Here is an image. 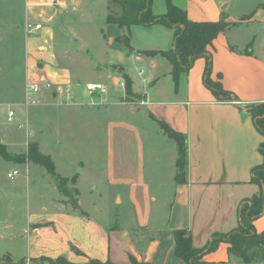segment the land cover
<instances>
[{
    "label": "crops",
    "instance_id": "crops-1",
    "mask_svg": "<svg viewBox=\"0 0 264 264\" xmlns=\"http://www.w3.org/2000/svg\"><path fill=\"white\" fill-rule=\"evenodd\" d=\"M30 1L25 2L26 12L35 17L37 13L28 5ZM173 1L193 20L217 21L226 16V20L233 23L217 35L209 51L212 53V78L221 81L236 98L219 100L205 84L206 57L197 58L190 70L182 72L176 81L167 58L142 52L172 48L173 28L159 23L132 24L122 28V33L113 31L108 38H114V42H109L107 51L110 58L117 60L108 59L99 67L98 75L112 78L113 84L118 85L124 79L123 73H128L134 97L126 98L124 86L117 93L107 89L106 93L99 94L100 104L106 107L99 105L89 118L103 112V166L96 168L94 175L80 168L79 172L64 176L77 175L72 184L78 189L80 209L63 196L52 175L49 182L53 195L40 199L38 210L32 213L28 226L24 227L22 236L27 240L24 244L27 254L17 264L59 256L77 264H87L90 259L130 264L131 255L143 264H187L174 251L176 229H186L193 245L203 247L214 233L235 229L239 225L241 202L259 193L260 186L251 178L253 167L264 162L260 151L264 135L258 130L248 106L264 103V57L252 48L255 38L241 42L245 46L241 48L232 41L231 31L241 24L254 22L259 17V9L264 10V7L259 6L252 11L251 18L242 20L243 16L237 18L228 13L231 0ZM152 9L156 14L166 12V0H153ZM120 34L130 37L132 51L115 41ZM234 37L239 39L236 31ZM40 49L48 53L47 56L42 54L47 64L42 63L41 68H46L49 76L41 74L36 82L62 84L71 89L66 96L62 95L66 103H57L61 108L58 121L63 116L68 119L69 114H82L77 104L80 101L74 100L77 97L73 89L74 73L68 66L58 64L55 40ZM51 92L54 98L61 96ZM153 116L187 135L185 181L175 179L177 143L175 140V145L167 143L160 136L162 132L170 137ZM89 118L82 117L79 119L82 122L72 119L73 124L65 130H78L83 126L82 131L89 133L92 127ZM80 135H83L81 139L85 136L84 133ZM148 135L155 141V150L151 149V153ZM59 137L61 144L76 150L79 143L75 133L68 137L65 132ZM0 140L4 143L3 138ZM39 146L42 151L40 143ZM30 162L21 163L27 167L29 176ZM84 179L83 190L80 183ZM43 183L38 191H46L47 184ZM108 197L110 203H106ZM111 219L122 222L111 223ZM254 224L257 232L264 231V213ZM229 246V242L221 241L216 250L203 256L201 264H264V259L243 262L230 254Z\"/></svg>",
    "mask_w": 264,
    "mask_h": 264
},
{
    "label": "rangeland",
    "instance_id": "rangeland-1",
    "mask_svg": "<svg viewBox=\"0 0 264 264\" xmlns=\"http://www.w3.org/2000/svg\"><path fill=\"white\" fill-rule=\"evenodd\" d=\"M26 1L0 0V137L4 143H10L6 148L12 155L26 152L28 144L37 140L42 151L52 155L56 170L63 177L79 172L80 168H83L85 173L93 174V171L102 168L104 163L103 112L93 119L89 116L93 115V109H98V106L103 104H100V92L97 95L90 94L87 83L102 82L113 93L123 89L120 84L114 85L112 78H100L98 75L99 67H103L108 59L117 60L115 57L110 58L107 51L109 42H114V38L109 40L108 36L117 30L122 33L123 29L115 23H109L107 16L122 14L121 0H31L28 5L37 13L35 17L26 12ZM262 3L264 0H231L228 13L240 18L243 14L257 9ZM259 10L258 19L237 26L231 31V38L241 48L245 47L241 42L255 38L252 48L264 57V10ZM27 21L41 22L44 27L38 34H28ZM234 31L238 33L239 39H235ZM54 40L58 64L68 66L74 73L73 89L77 94L74 100L81 102L77 104L83 111L82 114H69L68 119L63 116L59 121L57 115L61 108L57 103H66L67 100L63 96H50L54 85L43 88L44 91L38 93V103L26 102L28 84L39 81L41 74L49 76L45 72L46 68H41L42 63L47 64L42 54L46 53L47 56L48 53L40 48L52 44ZM49 47L53 50L52 46ZM47 79L50 80L48 77ZM104 107L105 104L101 108ZM10 110L14 111L12 120L8 119ZM82 117L89 118L92 123L93 128L89 127V133L82 131L83 126H79L78 130H65L73 122L72 119L82 122ZM19 124H23V127H19ZM157 127L160 129L158 125ZM65 132L68 137L73 133L77 136L79 144L75 151L71 150V146L64 145V142H59V134L64 136ZM81 133L85 134L82 139ZM159 133L167 143L176 144L174 139ZM147 141L151 153V149L155 150L154 138L148 135ZM78 160L84 162V165ZM21 163L4 158L0 154V264H17L22 260L21 257L27 254V247L24 246L27 240L22 236L23 229L28 226L32 213L38 210L40 199L53 195L49 182L53 177L47 168L31 161L29 176L27 167ZM15 169L19 173L14 178L9 177V171ZM84 181L86 180H81L80 183L83 190L86 186ZM43 182L47 184L46 191H38ZM67 187L70 196L65 197L70 202L74 201L77 195L71 180ZM56 193L59 194V191ZM106 199V203L111 202L109 197ZM113 220L109 221L122 222ZM8 224L12 226L7 227ZM27 264L51 263L32 260Z\"/></svg>",
    "mask_w": 264,
    "mask_h": 264
},
{
    "label": "trees",
    "instance_id": "trees-1",
    "mask_svg": "<svg viewBox=\"0 0 264 264\" xmlns=\"http://www.w3.org/2000/svg\"><path fill=\"white\" fill-rule=\"evenodd\" d=\"M122 14L120 16L108 15L107 21L115 23L120 28L130 27L132 24H164L174 29L173 47L167 50L147 49L142 52L147 55L160 54L167 58L172 64V74L177 81L182 72H187L193 66L195 60L199 57H206L207 63L203 75L205 84L212 90L219 100H232L236 95L224 87L221 81L212 78V53L209 51L217 35L226 31L230 23L223 16L217 21H197L189 17L188 12L174 3L173 0H166L167 11L162 14L153 12V0H121ZM264 7V3L260 5ZM254 12V11H253ZM253 12L243 15L241 19H248L253 16ZM120 45L125 46L128 51L133 50L130 37L127 34H120L115 38ZM125 80L126 98L130 100L134 97L132 90V79L128 73H123ZM249 110L253 114L255 124L258 130L264 135V103L250 104ZM162 129L173 138L178 147V158L176 160L177 172L175 179L177 181L186 180V158L188 150V138L185 133L177 131L166 121L157 119ZM260 151L264 156V140L260 144ZM0 154L7 159L19 162L34 161L42 164L56 178L59 189L64 196H70L67 183L71 180L76 182L77 175L72 178L63 177L56 171V165L49 154L41 151L37 140L28 144L26 152L12 155L6 148V144L0 142ZM252 182L260 186L259 193L245 199L239 206V225L227 233H214L213 238L203 247H195L193 239L186 229L175 230V254L183 258L187 264L203 263V256L217 249L221 241L230 243L229 252L232 256L241 259L243 262L250 263L258 259H264V231L257 232L254 221L264 213V162L252 169ZM76 195L78 189L75 188ZM73 206L80 209L78 199L71 201ZM42 262L48 261L51 264H77L69 261L65 256L58 258L41 257ZM87 264H113L110 260L102 262L97 259H90ZM130 264H143L131 255Z\"/></svg>",
    "mask_w": 264,
    "mask_h": 264
},
{
    "label": "built area",
    "instance_id": "built-area-1",
    "mask_svg": "<svg viewBox=\"0 0 264 264\" xmlns=\"http://www.w3.org/2000/svg\"><path fill=\"white\" fill-rule=\"evenodd\" d=\"M44 24L41 22H37V21H27L26 23V29H27V33L28 34H38L40 33V31L43 29ZM120 85L122 86H126L125 84V80L123 79L122 81L119 82ZM52 84L51 83H30L27 86V98H26V102L27 104H31V103H38L39 102V96L38 93H40L43 88L46 87H50ZM87 88L89 90V93H98L100 92V94H104L107 92V85L102 83V82H89L87 83ZM53 91L59 95H64L67 94L68 91H71L70 87L66 88L64 85L62 84H56V87L54 85ZM14 115V111L10 110L9 111V120H12ZM19 127H23V124H19ZM19 173V171L17 169H15L14 171H10L8 173V176L11 178H14L17 174Z\"/></svg>",
    "mask_w": 264,
    "mask_h": 264
}]
</instances>
